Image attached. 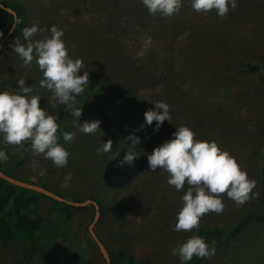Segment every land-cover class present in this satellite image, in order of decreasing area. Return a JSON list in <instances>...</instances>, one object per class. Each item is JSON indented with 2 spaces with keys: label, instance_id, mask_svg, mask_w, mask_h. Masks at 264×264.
Segmentation results:
<instances>
[{
  "label": "rangeland",
  "instance_id": "rangeland-1",
  "mask_svg": "<svg viewBox=\"0 0 264 264\" xmlns=\"http://www.w3.org/2000/svg\"><path fill=\"white\" fill-rule=\"evenodd\" d=\"M5 1L26 5L28 18L24 27L36 23L44 29L32 40L50 36L48 29L52 25L63 29L69 55L82 58L85 70L97 71L106 83L108 95L93 96L79 118L80 123L99 120L101 131L84 134L73 119L72 130L82 153L77 163L57 168L43 155L34 156L31 151L0 143V149L8 155L3 163L8 167L16 165L20 176L71 199L100 196L105 214L95 231L111 250L126 247L147 264H180L171 249L199 228L189 232L174 230L184 189L176 191L170 186L166 171L151 172L147 155L172 139L171 134L181 125L191 128L197 139L215 140L226 149L256 181L254 191L259 193L264 86L258 72L243 67L240 54L264 57V0H238V6L225 17H218L214 10L197 13L192 10L191 0H183L180 13L167 18L149 15L141 0ZM6 20L7 15L0 9V21ZM23 28L17 32L15 29L0 50V90L15 91L17 80L26 79L32 94L40 96L39 106L55 114L62 104L48 89L40 87L42 72L35 60L25 66L13 52L16 39L26 43ZM144 33L151 35L152 44L143 57H137ZM1 37L0 34V42ZM127 85L129 93L120 92ZM155 101L167 103L172 117L158 132L153 131L155 121L152 126L141 127L144 113L155 110ZM130 135L140 138L138 157L131 165L120 166L117 162L131 145ZM109 140L112 152L98 153L97 148ZM32 160L39 165L35 170L29 166ZM41 168L46 170L43 176L39 175ZM67 173L72 179L64 188L61 185ZM221 195L225 205L222 213L205 214L199 227L228 228L243 213L262 209L259 195L239 206L226 194ZM53 204V200L42 198L39 214L45 215ZM94 216L95 206L85 205L75 210L71 224L88 256L96 264H105L99 246L90 236ZM206 242L215 246L216 253L202 264H264L263 222L249 223L228 243L215 237ZM28 247L26 239L11 242L7 248L0 246V261L9 264L16 259L27 260ZM67 253L66 257L73 255ZM44 260L50 262L49 258Z\"/></svg>",
  "mask_w": 264,
  "mask_h": 264
},
{
  "label": "clouds",
  "instance_id": "clouds-1",
  "mask_svg": "<svg viewBox=\"0 0 264 264\" xmlns=\"http://www.w3.org/2000/svg\"><path fill=\"white\" fill-rule=\"evenodd\" d=\"M149 15L159 14L171 17L179 14L183 0H141ZM192 10L197 13L215 11L218 17H225L230 9L238 6V0H191ZM38 31H44L36 23L22 29L26 41L20 43L17 39L13 45L16 53L25 66H30L35 60L42 72L40 87L48 89L56 102L65 106L67 112L78 122L79 131L84 134H94L100 130L99 120L79 122L82 113L77 107L78 97L85 92L89 85V71L85 70L82 58H73L63 40L64 31L52 25L48 31L50 36L32 40ZM151 35L141 36V48L136 52L137 57H143L151 47ZM73 43L71 48H75ZM83 70V74H79ZM26 79L17 80L15 91L0 90V143L15 145L18 149L31 151L34 156L43 155L57 167H66L70 153L65 144H71L75 133L63 131L57 123L58 117L49 114L46 108L39 106L40 96L33 95L32 86L25 85ZM154 108L144 113L141 127L152 126L158 132L164 121L171 122L170 106L163 101H155ZM172 139L165 140L147 155L149 169L166 171L167 183L174 186L176 191H183L182 206L176 213L174 230L189 232L198 229L200 219L209 212L222 213L225 205L223 196L231 199L236 205H243L250 199L258 197L254 191L256 181L250 179L245 169L226 150L222 149L215 140L197 139L194 131L186 125L176 127ZM63 140V144L60 140ZM131 140L127 152L118 165L123 166L133 162L138 157L136 152L140 138L130 135ZM25 142L30 148L25 147ZM98 153H111L112 141L102 143L97 148ZM117 156V153L115 157ZM114 157V158H115ZM113 158V159H114ZM111 159V160H113ZM8 160L7 153L0 149V162ZM34 170L39 167L36 160L29 165ZM41 168L39 175H45ZM72 179L67 173L61 187L67 188ZM185 185L188 187L185 189ZM216 248L210 246L204 237L192 232L184 242L171 249V254L177 256L180 264H187L193 257L208 258L214 256Z\"/></svg>",
  "mask_w": 264,
  "mask_h": 264
},
{
  "label": "trees",
  "instance_id": "trees-1",
  "mask_svg": "<svg viewBox=\"0 0 264 264\" xmlns=\"http://www.w3.org/2000/svg\"><path fill=\"white\" fill-rule=\"evenodd\" d=\"M0 2L17 11L18 22L15 32L23 28L28 18V8L26 5L19 1L8 3L5 0H0ZM0 9L7 15L6 21H0V34L2 35L1 38H3L12 27L15 15L1 6ZM132 13L135 14L136 11H132ZM240 59L244 64L243 67L247 71L258 72L260 74L264 86V57L240 54ZM89 80V85L85 87L84 94L81 97H78L77 107H81V114H83L85 110V104L91 102L90 99L93 96L99 94H104L105 96L108 95V93L105 92L107 87L106 83L98 77L97 71L92 70L89 72ZM128 90L129 86L127 85L120 92L128 94ZM52 115L58 117L57 123L60 125V129L73 132L72 127L74 118L66 111L64 105ZM60 143H64L62 139L60 140ZM25 147L29 148L30 144L25 142ZM65 147L70 153V163H77L80 161L82 153L80 152L78 143L75 141V136L72 143L65 144ZM0 168L9 175L22 180L34 182L31 179L17 174L16 165L8 167L3 162H0ZM258 177L259 200L262 206L260 211H247L246 213H243L228 228L218 226L199 227L196 234L204 237L206 241L210 237H215L219 242L225 244L236 239L249 223L254 221L264 223V147L261 151L260 172ZM42 185L46 186L45 184ZM54 191L69 198L56 190ZM42 198H48L54 202L51 209L45 215H41L38 212ZM88 198L97 201L101 211L100 220L103 219L105 214V204L100 196L91 195ZM90 204L94 205L93 203ZM83 207L84 206L71 205L33 189L18 186L0 176V246L2 248H7L11 242H16L20 239H26L29 241V247L26 253L27 260L26 258L16 259L9 264H64V262H66V264L67 262L70 264H96L88 256L86 250L80 243L78 232L71 224V219L74 216L75 210ZM90 236L93 238L91 232ZM107 248L110 252L112 264H147L143 259L138 258L126 247L122 246L114 250H111L108 246ZM67 252L72 253L73 255L66 257L64 253ZM101 255L105 264H107L104 255L102 253ZM44 258H49L50 262H46ZM34 259L37 260L34 261ZM204 259L205 258H197L194 256L190 262H187V264H202ZM0 264L4 263L0 261Z\"/></svg>",
  "mask_w": 264,
  "mask_h": 264
},
{
  "label": "water",
  "instance_id": "water-1",
  "mask_svg": "<svg viewBox=\"0 0 264 264\" xmlns=\"http://www.w3.org/2000/svg\"><path fill=\"white\" fill-rule=\"evenodd\" d=\"M0 6L3 8H6L7 10H9L10 12H12L15 15V20L14 23L12 25V27L9 29V31L6 33V35L2 38L1 42H0V50L2 49L6 39L12 34V32L16 29L17 27V22H18V13L16 10H14L13 8L4 5V3L0 2ZM0 176L6 180H8L11 183H14L18 186H22V187H26L29 189H33L35 191L44 193L45 195L52 197L54 199L63 201L65 203L71 204V205H75V206H85L88 205L90 203H93L95 205V216L94 219L92 221V223L90 224V232L94 238V240L96 241L97 245L99 246V249L101 250L102 254L104 255L107 264H112L111 263V256H110V252L106 246V244L104 243V241H102V239L97 235L96 231H95V225L97 224V222L99 221L100 217H101V211H100V206L97 203L96 200L92 199V198H88L85 200H74V199H70L67 197L62 196L61 194L55 192L54 190L39 184V183H35V182H31V181H26V180H22L19 179L17 177H14L12 175H9L8 173H6L5 171H3L0 168Z\"/></svg>",
  "mask_w": 264,
  "mask_h": 264
}]
</instances>
